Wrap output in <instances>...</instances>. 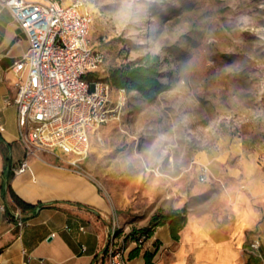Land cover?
Segmentation results:
<instances>
[{"label": "rangeland", "instance_id": "obj_1", "mask_svg": "<svg viewBox=\"0 0 264 264\" xmlns=\"http://www.w3.org/2000/svg\"><path fill=\"white\" fill-rule=\"evenodd\" d=\"M90 3L89 40L104 54L94 79L141 64L154 70V85L151 99L125 88L116 118L91 132L81 171L128 230L178 211L185 221L171 236L175 249L196 212L210 206L218 220L230 218L228 206L247 189L221 177L200 181V151L239 142L264 162V0ZM118 89L111 86L109 107ZM254 206L264 221V207ZM250 232L239 246L246 263L254 260L246 253Z\"/></svg>", "mask_w": 264, "mask_h": 264}, {"label": "crops", "instance_id": "obj_2", "mask_svg": "<svg viewBox=\"0 0 264 264\" xmlns=\"http://www.w3.org/2000/svg\"><path fill=\"white\" fill-rule=\"evenodd\" d=\"M27 47L24 32L0 3V264H110L103 256L110 209L89 177L40 152L29 156V171L18 175L11 171L25 148L18 138L16 105L5 104L4 98L15 94V77L9 68ZM257 155L260 152H248L239 142L197 154L195 161L207 168L209 180L221 177L244 183L247 189L228 206L230 218L218 220V211L210 206L196 212L175 249L169 247L167 224L158 226L148 238L158 244L146 248L153 252L152 264H256L254 257L246 263L239 246L248 229L259 233L264 253V221L254 206L264 207V162L258 163ZM10 190L38 204L21 209L25 223L20 229L11 219L19 206ZM163 229L168 234L159 235ZM143 252L130 256L127 264H145Z\"/></svg>", "mask_w": 264, "mask_h": 264}, {"label": "built area", "instance_id": "obj_3", "mask_svg": "<svg viewBox=\"0 0 264 264\" xmlns=\"http://www.w3.org/2000/svg\"><path fill=\"white\" fill-rule=\"evenodd\" d=\"M7 6L28 47L10 66L15 79V94L4 98L17 108L18 138L25 154L11 167L18 175L30 170L29 156L48 153L71 170L82 173L81 164L88 155L90 134L115 119L125 88L118 89L114 107H109L111 85L88 79L104 61V54L92 47L89 29L92 23L90 0H0ZM0 129H2L0 127ZM202 166L199 180L205 181ZM108 226L103 256L110 264H127L129 252L146 249L149 236L137 233L125 239L127 227L120 224L114 211L107 213ZM19 229L24 225L21 208L11 217ZM259 233L252 231L246 253L264 264ZM29 257L23 262L26 263Z\"/></svg>", "mask_w": 264, "mask_h": 264}, {"label": "trees", "instance_id": "obj_4", "mask_svg": "<svg viewBox=\"0 0 264 264\" xmlns=\"http://www.w3.org/2000/svg\"><path fill=\"white\" fill-rule=\"evenodd\" d=\"M154 70L150 67L144 65H123L115 68H111L108 71V74L104 76L102 79L110 83L111 86L115 88H130L139 91L146 98H152V89L154 85V78L152 76ZM88 79L95 78V71L90 72L87 75ZM11 196L16 205H18L22 210L33 209L38 204H30L19 196H17L12 190ZM166 215H161L159 220L156 219L155 216L151 218L153 223V227L161 226L167 222H169V231L173 238L178 237V230L183 226L185 218L181 216L178 211L173 210L169 212V218ZM152 226L141 228L138 230H130L126 235V240L132 238L137 233H145L147 236H151L153 234ZM154 245L158 244L157 240L154 241ZM139 252L137 247H134L130 250L129 256H133ZM145 264H152V255L153 252L148 249L143 252Z\"/></svg>", "mask_w": 264, "mask_h": 264}]
</instances>
